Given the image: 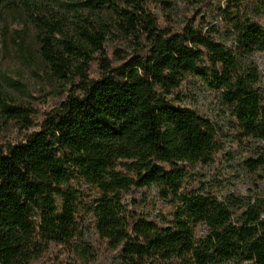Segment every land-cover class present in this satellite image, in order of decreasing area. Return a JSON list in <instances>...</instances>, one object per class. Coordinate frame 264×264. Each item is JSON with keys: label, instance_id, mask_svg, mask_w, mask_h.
<instances>
[{"label": "trees", "instance_id": "16d2710c", "mask_svg": "<svg viewBox=\"0 0 264 264\" xmlns=\"http://www.w3.org/2000/svg\"><path fill=\"white\" fill-rule=\"evenodd\" d=\"M163 4L171 13L172 3ZM0 6L32 22L41 59L68 85L38 130L0 145V264H36L51 244L75 241L79 211L91 215L121 264H264V198L218 200L185 187L186 167L212 160L216 127L167 98L196 75L221 92L246 134L264 140V92L241 64L264 53V28L242 21V0L218 8L234 34L232 48L190 24L175 29L169 15L161 22L147 0ZM108 36L132 47L121 65L106 55ZM0 108L8 119L31 124L29 110L7 101L1 86ZM82 185L95 190L92 200ZM150 186L169 205V218L148 219L125 206L123 193Z\"/></svg>", "mask_w": 264, "mask_h": 264}, {"label": "rangeland", "instance_id": "374dc122", "mask_svg": "<svg viewBox=\"0 0 264 264\" xmlns=\"http://www.w3.org/2000/svg\"><path fill=\"white\" fill-rule=\"evenodd\" d=\"M163 1L147 0L149 8L161 22L166 21V15H169L175 29L190 24L202 32H210L227 48L233 47L232 29L218 12L226 0H168L173 6L171 13ZM66 14L70 20L73 19L69 12ZM240 15L242 21H251L264 28V0H242ZM35 34V26L25 15L0 6V86L7 101L29 110L31 120L30 125L12 121L0 108V145L4 147L38 130L45 114L60 104L68 89V85L50 74L38 53ZM104 50L113 66L121 65L132 53V47L112 36H108ZM241 64L244 70H253L257 74L256 87L264 92V53L255 52L243 58ZM97 69L96 64L92 65L90 75L95 77ZM167 98L195 110L216 127V148L212 160L187 166L185 187L218 200L229 195L264 198V140L243 131L221 92L198 76L188 75ZM80 189L90 200L95 197L94 189L84 185ZM122 200L131 214H142L152 220L169 218L171 209L156 186L130 189L122 194ZM77 221L80 229L78 238L69 245L51 244L36 264H121L118 250H111L98 236L89 213L79 211ZM204 232V226H198L196 237Z\"/></svg>", "mask_w": 264, "mask_h": 264}]
</instances>
